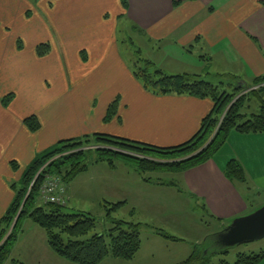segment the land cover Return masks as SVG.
I'll return each mask as SVG.
<instances>
[{"label":"crops","instance_id":"crops-1","mask_svg":"<svg viewBox=\"0 0 264 264\" xmlns=\"http://www.w3.org/2000/svg\"><path fill=\"white\" fill-rule=\"evenodd\" d=\"M177 1L174 5L173 0H126L124 6L122 0H46L38 11L31 0H0V216L14 196L13 181L21 177L35 156L58 141L103 132L170 147L189 140L210 111L208 98L146 90L120 54L112 13L146 33L149 41L174 43L175 55L164 52L172 64L188 57L196 64L179 60L184 70L217 82L228 91L233 86L218 82L219 74L237 76L238 87L264 74V0ZM26 35L30 37L28 54ZM18 39L21 49L17 48ZM42 42L50 44V52L39 57L35 47ZM197 47L204 57L196 53ZM176 72L165 71L179 74ZM8 93L14 97L4 107L1 98ZM116 98V115L104 121L108 106ZM31 114L40 122L35 132L23 122ZM231 139L233 149L239 146L240 152L228 156L242 163L245 183L225 177L229 157L223 146L208 161L170 174L175 185L146 182L128 164L117 160L113 169L105 163L90 165L66 185V192L69 200H75V195L103 189L101 197L94 199L100 206L98 222L105 215L103 200L117 202L113 198L132 179L131 194L139 188L145 192L138 198L122 200L126 203L118 210L129 208V218L124 220L146 223L164 215L174 217L189 207V202L191 207L205 210L200 207L204 202V213L216 222L217 230L208 235L205 227L201 232L207 234L205 239L213 248L218 232L264 204L254 197L264 191V133L233 131ZM11 161L18 164L17 170L12 169ZM85 201H78L72 209L88 212L79 207ZM21 246L24 255L27 250L34 258L39 253L43 259L59 261L47 244L44 230L29 219L23 220L4 264H25Z\"/></svg>","mask_w":264,"mask_h":264},{"label":"trees","instance_id":"trees-1","mask_svg":"<svg viewBox=\"0 0 264 264\" xmlns=\"http://www.w3.org/2000/svg\"><path fill=\"white\" fill-rule=\"evenodd\" d=\"M175 3L178 1L173 0L174 5ZM122 4L125 6L126 0H122ZM16 43L17 48L21 49V41L18 39ZM35 52L39 57L47 55L50 52L49 43H39ZM133 73L143 87L154 94L174 93L210 99L211 109L202 118L198 131L186 142L170 147L95 132L60 140L35 156L23 169L18 184H11L14 196L0 216V264L9 259L25 219L43 229L49 248L72 264H101L108 257L131 260L139 251L141 230L150 226L111 217V213L117 211L126 201L113 203L103 200L104 213L107 218L110 217L112 226L107 234L93 232L98 221L90 212L67 209L66 205L44 202L41 199L39 188L48 176L58 178L66 187L90 165L105 163L113 169L116 161L122 160L146 182L175 185L170 178L166 181L161 178L151 179L146 173L172 174L196 167L208 161L224 145L230 131L241 134L264 133V74L255 77L251 84L241 87L237 86V76L219 74L218 82L233 86L228 91L217 82L200 75L167 74L149 60L145 61L139 71L134 70ZM250 96L256 100L258 111L246 117L241 111L245 103L250 101ZM13 97V93L5 94L1 98V104L7 107ZM117 107L118 98L108 106L104 121H109L116 115ZM23 122L31 132L40 128L35 114L26 116ZM10 165L13 170L19 167L15 161H11ZM224 175L234 182L247 181L246 172L237 159L227 162ZM190 196L197 200L196 195L191 193ZM200 207L206 211L204 202ZM151 228L153 234L164 239H179L161 228ZM228 249L214 246L204 251V248L193 246L188 257L175 264H209L212 254L221 256L215 264H259L264 259V250H260L238 252L234 261L230 262L224 257L228 254Z\"/></svg>","mask_w":264,"mask_h":264},{"label":"rangeland","instance_id":"rangeland-1","mask_svg":"<svg viewBox=\"0 0 264 264\" xmlns=\"http://www.w3.org/2000/svg\"><path fill=\"white\" fill-rule=\"evenodd\" d=\"M31 1H32L33 7L38 11H39V8L40 9L42 8V4H46L45 2L46 0H31ZM28 12L31 13L32 10H28ZM115 15L116 14L112 13V16L114 17V22H115L116 38H117L119 49L121 52L120 54L122 55L124 62L129 66L130 69H132L133 72L134 70L139 71V69H141V67L144 66L146 60L153 62L155 67L159 68L163 72L179 71V72H176L179 74L189 72L188 70H184V68L181 66V63H179V60L180 62H184V63L196 64L195 63L196 61H193L190 58L185 57V56L178 58L177 62L172 64L170 59H168L164 55V52L172 51L171 52L172 55L173 54L175 55L176 51H175L174 43H170L167 41H161V42H155L152 40L149 41L148 39L149 37L146 33L138 32L132 27V24L128 23V21H125V19H122L119 15L115 17ZM24 45H25L26 53L27 54L30 53L29 35H26L24 37ZM198 49L199 48L197 47L196 53L201 54L203 56V53L199 52ZM214 65L216 66L217 62H215ZM153 70L154 68L151 71ZM249 100L250 101H247L245 103V106L248 105V107L244 106L241 111L242 113L246 114V117H249L251 114H254L256 113V111H258L257 102L254 99V97L250 96ZM118 102H119V99H118ZM233 131H230L223 145L225 146V148H227V150H225L226 156L235 154L236 152H240L239 146L236 149H233L235 146V144H233L232 139H231V132ZM239 142L241 143L240 145H242L243 142L242 141H239ZM228 157H229L228 160H230L231 159L230 156ZM233 159H236V158L234 157ZM240 164L242 165L241 162ZM131 169L134 170L132 167ZM126 170L128 169H120L119 171L124 172ZM146 176L151 177V179L161 178V179H164L165 181L172 177V175L168 173H165V174L146 173ZM133 181L134 179L129 180L128 183L123 188H120L119 190L120 192L113 199L122 201L125 198H130V197L138 198L139 196H141L145 192L141 188H139L140 193L138 191L137 193L131 194ZM18 182H19V179L13 181V183L15 184H18ZM103 192H104L103 189L99 191L93 189L89 192L83 193L84 195L83 194L75 195L74 196L75 200L73 198H70L69 200V197L67 195L66 188H65V195L67 199L66 207L67 209H72V207H74L78 201L86 200L85 202L79 203V207L90 212L92 215L96 217L98 221V217H100L98 216L100 206L94 204V199L101 197L100 193H103ZM254 197L258 201V203L264 202V191H261L259 194H256V196ZM102 205H103V202H102ZM128 206L130 207L129 203H128ZM142 208H145L147 211V207H142ZM127 209L129 208L124 207L123 209L114 211L111 213V217L115 219H128L129 217L127 214L128 212ZM168 212L171 213V211H168ZM202 218L205 224L201 223L200 220ZM150 221L149 222L147 221L146 223H144L143 221L140 220L142 224H148L150 227L143 228L141 230V238H142L141 246H140L139 251L137 252L138 254L134 256L135 258L131 260L115 259L118 261H108V259H106L102 264H175L187 258L193 246H197L198 248L200 247L204 248V251L209 249L211 246V242L208 243L207 239L205 238L207 237V234L208 235L212 234L217 230L216 222L212 220L210 217L206 216V214L204 213L202 209H199L198 207H191L190 202H189V207L176 213L174 217L164 215L159 218H154ZM111 226H112V222H111L110 217L107 218L106 215H104V218L99 220L93 232L107 234L108 229ZM151 227L161 228L168 234H171L179 239L178 240L164 239L160 236L154 235L151 231H149L152 229ZM205 227L207 229H205ZM204 229L205 231L207 230L206 232L207 234L202 235L201 231L202 230L204 231ZM149 237H155V238H149ZM22 247L23 246L19 247L20 252H21ZM260 248L264 249V238L256 240V241H252L249 243H244V244H239V245L229 247L227 259L230 262H233L235 255L238 252L250 253L251 251H258ZM24 253L25 255L23 253L21 255V260L24 261L25 264H72L69 261H66L65 259L57 256L55 253H54V256H57L59 263L56 262L55 260L49 259L46 256L43 259L42 254H39V253L36 258H34L31 255V253L27 250H24ZM220 258L221 256L217 254H212L210 256L209 264H215ZM109 260H113V258Z\"/></svg>","mask_w":264,"mask_h":264},{"label":"water","instance_id":"water-1","mask_svg":"<svg viewBox=\"0 0 264 264\" xmlns=\"http://www.w3.org/2000/svg\"><path fill=\"white\" fill-rule=\"evenodd\" d=\"M262 238H264V204L247 215L235 218L216 234L214 242L217 246L229 248Z\"/></svg>","mask_w":264,"mask_h":264},{"label":"built area","instance_id":"built-area-1","mask_svg":"<svg viewBox=\"0 0 264 264\" xmlns=\"http://www.w3.org/2000/svg\"><path fill=\"white\" fill-rule=\"evenodd\" d=\"M32 184L33 182H31ZM39 194L44 202H54L62 205H66L67 203L65 186L55 177H46L39 188Z\"/></svg>","mask_w":264,"mask_h":264}]
</instances>
